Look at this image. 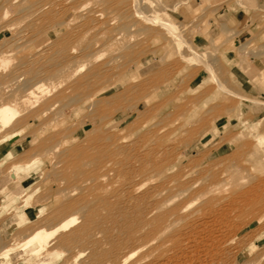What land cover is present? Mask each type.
I'll use <instances>...</instances> for the list:
<instances>
[{
	"label": "rangeland",
	"instance_id": "obj_1",
	"mask_svg": "<svg viewBox=\"0 0 264 264\" xmlns=\"http://www.w3.org/2000/svg\"><path fill=\"white\" fill-rule=\"evenodd\" d=\"M248 1L0 0L2 170L25 187L0 260L264 264V42L243 34L264 5ZM235 2L237 25L219 15Z\"/></svg>",
	"mask_w": 264,
	"mask_h": 264
},
{
	"label": "crops",
	"instance_id": "obj_2",
	"mask_svg": "<svg viewBox=\"0 0 264 264\" xmlns=\"http://www.w3.org/2000/svg\"><path fill=\"white\" fill-rule=\"evenodd\" d=\"M248 2L253 11H257L262 7L261 6L262 4L264 5V0H249ZM243 10L244 9L241 7V5L235 2L228 7H224L223 9H221L219 15L220 17H222L223 20L227 22L229 21L242 22L241 16L243 14ZM238 22L235 25H237ZM243 34L246 35L248 34L249 35L248 38H252L254 35H257L256 40L260 42H264V28H262L261 24H259L258 22H255ZM230 59L233 61V65L235 66V68H237L238 57L234 55ZM258 64H259L258 66L261 67L264 65L263 61H259ZM258 68H256L255 72H258ZM263 68L264 67H262L261 69ZM240 73L241 74L239 75L242 76V72ZM257 76L258 73L253 74L251 78L249 76H245V77H248V79H253ZM12 152H15V155H10V153ZM16 152L17 150L12 147L11 143H5L4 145L0 143V209L4 208L5 212H9L5 216L0 215V236L2 234L10 233V228L13 226L14 220H16V216L10 214V211L14 209L16 203L15 201L8 203L9 197L12 195V196H17L18 198L21 195V190L25 188L24 183L11 186L9 183L4 182V172L2 170V165L10 162L17 155ZM28 179H30V177H26L24 182L28 181ZM0 264H10V263H8L7 261L0 260ZM13 264H16V262L14 261Z\"/></svg>",
	"mask_w": 264,
	"mask_h": 264
},
{
	"label": "bare ground",
	"instance_id": "obj_3",
	"mask_svg": "<svg viewBox=\"0 0 264 264\" xmlns=\"http://www.w3.org/2000/svg\"><path fill=\"white\" fill-rule=\"evenodd\" d=\"M139 9V8H138ZM140 10V9H139ZM141 11V10H140ZM139 12V11H138ZM142 12V11H141ZM144 13V12H143ZM139 14V13H138ZM146 16V15H145ZM153 19V18H152ZM150 20V19H149ZM154 22V21H153ZM6 111L5 110H0V115H1V119H0V123H5L7 121V116L5 115ZM16 174V173H15ZM12 174L8 173L4 176V182L5 183H10L12 181ZM14 180V179H13Z\"/></svg>",
	"mask_w": 264,
	"mask_h": 264
}]
</instances>
